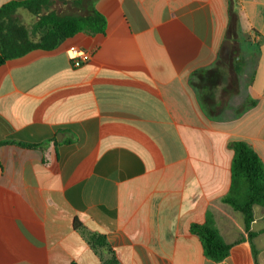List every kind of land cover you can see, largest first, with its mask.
<instances>
[{
	"label": "crops",
	"instance_id": "crops-1",
	"mask_svg": "<svg viewBox=\"0 0 264 264\" xmlns=\"http://www.w3.org/2000/svg\"><path fill=\"white\" fill-rule=\"evenodd\" d=\"M95 7L105 34L0 66V264H102L86 233L119 264H255L249 241L209 260L190 229L247 236L222 200L233 142L264 163V0ZM73 47L91 61L73 67Z\"/></svg>",
	"mask_w": 264,
	"mask_h": 264
},
{
	"label": "trees",
	"instance_id": "trees-1",
	"mask_svg": "<svg viewBox=\"0 0 264 264\" xmlns=\"http://www.w3.org/2000/svg\"><path fill=\"white\" fill-rule=\"evenodd\" d=\"M96 1L13 0L3 5L0 8V66L35 50H55L80 33L89 36L105 34L107 21L97 11ZM60 6L76 8L82 13H60ZM24 13L31 16L32 23L24 20ZM231 147L234 150L232 184L222 202L243 216L247 236L235 243H227L217 229L207 224H193L190 230L200 239L205 256L215 263L226 260L235 245L249 241L255 264H259L254 240L264 233V229L253 232L251 227L255 221V206L261 207L264 215V163L243 141L233 142ZM86 238L102 264H119L116 253L104 235L86 233Z\"/></svg>",
	"mask_w": 264,
	"mask_h": 264
},
{
	"label": "built area",
	"instance_id": "built-area-1",
	"mask_svg": "<svg viewBox=\"0 0 264 264\" xmlns=\"http://www.w3.org/2000/svg\"><path fill=\"white\" fill-rule=\"evenodd\" d=\"M73 67L80 68L89 63L92 59L93 52L80 47L70 48L67 52Z\"/></svg>",
	"mask_w": 264,
	"mask_h": 264
},
{
	"label": "rangeland",
	"instance_id": "rangeland-1",
	"mask_svg": "<svg viewBox=\"0 0 264 264\" xmlns=\"http://www.w3.org/2000/svg\"><path fill=\"white\" fill-rule=\"evenodd\" d=\"M92 1L93 0H89V2H92ZM59 11H60V13H72V14H81L82 13V11L79 9L68 8V7L64 8L62 6L59 7ZM260 209H262V208L258 207L256 210V216L257 217H262L261 213H260ZM257 217H256V222L254 224V229H256V230L264 228V220L263 221L260 219L257 220ZM258 246L264 247V236L260 241H258ZM261 258H262V263H264V255H262Z\"/></svg>",
	"mask_w": 264,
	"mask_h": 264
}]
</instances>
